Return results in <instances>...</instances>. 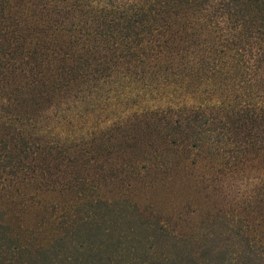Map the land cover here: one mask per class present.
<instances>
[{"label":"trees","instance_id":"obj_1","mask_svg":"<svg viewBox=\"0 0 264 264\" xmlns=\"http://www.w3.org/2000/svg\"><path fill=\"white\" fill-rule=\"evenodd\" d=\"M115 75L171 84L182 101L126 123L264 174V0H0L1 175L33 164L47 108L70 91L100 95ZM244 207L264 218V197ZM4 211L0 264H264V220L243 212L178 234L127 197H95L44 244L19 237Z\"/></svg>","mask_w":264,"mask_h":264},{"label":"rangeland","instance_id":"obj_2","mask_svg":"<svg viewBox=\"0 0 264 264\" xmlns=\"http://www.w3.org/2000/svg\"><path fill=\"white\" fill-rule=\"evenodd\" d=\"M101 90L58 98L33 125V164L0 173V207L19 237L47 243L95 197H127L178 234L195 232L222 209L257 216L244 206L264 197L259 166L235 169L206 146L179 144L180 135L159 124L126 123L144 110L180 108L173 85L115 75Z\"/></svg>","mask_w":264,"mask_h":264}]
</instances>
